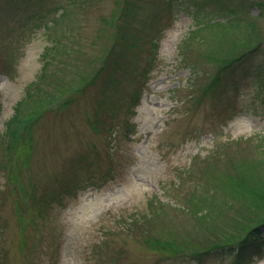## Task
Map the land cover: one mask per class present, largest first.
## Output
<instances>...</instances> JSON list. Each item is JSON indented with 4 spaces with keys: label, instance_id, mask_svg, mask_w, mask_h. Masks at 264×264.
<instances>
[{
    "label": "rangeland",
    "instance_id": "rangeland-1",
    "mask_svg": "<svg viewBox=\"0 0 264 264\" xmlns=\"http://www.w3.org/2000/svg\"><path fill=\"white\" fill-rule=\"evenodd\" d=\"M120 1L72 4L82 50L73 69L45 77L43 93L53 82L60 90L22 129L13 182L9 168L0 170V264H233L231 252H209L200 262L193 255L238 241L256 219L224 194L225 177L239 165L264 177V51L238 91L214 99L204 85L230 56L264 49V0H197V21L191 0H134L137 21L168 2L166 24L140 49L142 65L149 60L140 103L100 118L94 111L106 104L101 77L109 74L100 70L115 49L111 23ZM54 2L44 0L40 9ZM12 3L0 0V152L5 121L37 76L49 42L38 29L20 31L23 15L9 13ZM143 66L133 65L126 79ZM32 102L23 104L22 118ZM78 154L98 159L90 174L96 185L106 178L105 185L79 191L62 207L44 206L42 190ZM258 244L248 264H264V240Z\"/></svg>",
    "mask_w": 264,
    "mask_h": 264
},
{
    "label": "trees",
    "instance_id": "trees-1",
    "mask_svg": "<svg viewBox=\"0 0 264 264\" xmlns=\"http://www.w3.org/2000/svg\"><path fill=\"white\" fill-rule=\"evenodd\" d=\"M81 1L55 0L52 6L40 9L44 0H14V5L16 4L14 12L24 16L20 23L23 31L31 28L32 34L38 29L48 37L49 43L40 53L41 68L38 75L28 85L24 97L13 106V114L5 122L6 145L0 152V170L7 171L9 168L7 174L10 177H13L17 170L14 158L21 153L18 150L15 155L16 143L23 133L22 129L29 121L32 122L38 116L41 109L45 108V104H49L53 99L54 92L57 93L60 90V87L57 88L53 82V89L49 93H43L41 90L44 87L45 77L47 75L59 76L61 73L73 69L74 57H77L82 50L79 32L81 24L75 18L77 13L72 9V4L80 8ZM120 3V11L115 18L116 23H111L118 30L115 49L100 70H106L109 73L108 77H101L104 83L101 98L106 99V104L103 106L99 103L94 111V116L97 115L100 118L104 115L117 118L120 113L129 110L139 101L143 86L147 83V79L141 81V77L148 75L149 60L145 61L143 66L138 56L148 37L152 39L164 28L166 23H162L163 13L169 8L168 2H165L164 5L150 10L145 18L137 21L138 8L135 1L121 0ZM29 6H31V11L26 10ZM33 7H37L38 10H34ZM201 8L200 2L191 0L190 12L195 21L201 15ZM227 11L231 12L233 17L234 9L227 8ZM263 51L264 49L255 45L235 56H230L219 64L215 72L208 77L204 89L214 99L223 98L238 91L246 77L255 70L252 65L253 61L258 53L261 55ZM135 64L143 67L126 79ZM99 76L100 72L93 77L92 81L98 79ZM30 97L34 101L31 103V113L26 118H22L20 110ZM113 100L120 106H113ZM261 162H264V156L259 163ZM98 164V159L88 154L86 156L79 155L71 160L66 168L67 174L42 190L44 206L54 204L62 207L66 198L76 196L81 189L88 186L101 188L107 179L103 178V181L96 185L93 182V175L90 174L94 173ZM242 168H244L243 165H239L237 174L229 172L225 177L227 187L224 197L235 203L238 200L242 209L251 208L254 210L252 214L257 215L256 219L253 223L243 226L244 233L238 241L215 246L202 254L193 255L197 262H200L202 255L209 252L216 254L231 252L233 264H248L251 259V249L260 250L258 241L264 236V215H262L260 207L264 203V177L257 179L256 176H259L260 172L254 168L252 170H243ZM236 193L240 194V198H247L250 202L238 199Z\"/></svg>",
    "mask_w": 264,
    "mask_h": 264
}]
</instances>
